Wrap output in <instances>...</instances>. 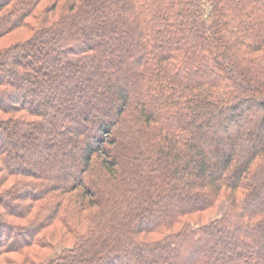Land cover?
Returning a JSON list of instances; mask_svg holds the SVG:
<instances>
[{
    "label": "trees",
    "instance_id": "obj_1",
    "mask_svg": "<svg viewBox=\"0 0 264 264\" xmlns=\"http://www.w3.org/2000/svg\"><path fill=\"white\" fill-rule=\"evenodd\" d=\"M2 128L0 264H264V0H0Z\"/></svg>",
    "mask_w": 264,
    "mask_h": 264
},
{
    "label": "rangeland",
    "instance_id": "obj_2",
    "mask_svg": "<svg viewBox=\"0 0 264 264\" xmlns=\"http://www.w3.org/2000/svg\"><path fill=\"white\" fill-rule=\"evenodd\" d=\"M204 1H206V0H204ZM19 37L25 38L26 37V34L25 33L24 34H21V36L18 35V34H12L8 38H6V39H13V38L16 39V38H19ZM44 53H45V55L48 54L46 51H44ZM58 71H59V74L60 75H63L65 73L64 70H62V69H59ZM58 78H60V77L59 76L58 77H55L56 80L53 82V86H63L65 88L66 92H67V95H70L71 96V98H72V101L71 102L72 103H74V104L79 103V102L81 103L80 100H82V101L85 100V98H86L85 94H84V97H85L84 99H79L78 96H76V94H77L76 93V90L78 89V86L81 83H76V82H74V83H72V82L63 83L62 81H60V79L58 80ZM43 97L44 98H50L51 99V95H49V92L48 91H46V92L43 93ZM26 99L29 100L28 98H26ZM52 102H54V99H53ZM54 106H55V108L57 109V111L59 113L62 111L60 109V107L56 106V104ZM51 113L52 112H50V114ZM77 121H79V117H77ZM63 129H65L67 131V130H70L71 127L66 126ZM6 134H7V131H6L5 128L0 129V136L4 137V136H6ZM52 140H53V137H51L49 134H47V135L44 134V135H41V136H39L37 138V143L40 144V145H42L43 143L49 142V141H52ZM18 146L21 149V147H22L21 145L15 144L14 145V150H18ZM41 147L42 146H40V148L37 149V153H35L34 151H30V152L29 151H23V154H24V156H25V154L28 155V157H30L31 159H38L36 161V162H38V164L36 163L35 166L33 167V169L35 171L39 168V166L41 167V165L42 166H46L48 168H52V171H53L52 174L54 176H56V177H60L61 175L66 176V175H69L70 174L69 173V170H70V167L69 166H70V164H67V162H65V163L62 162L61 163V161H62L63 158L66 159V157L68 155H74L78 159V156H80V154H81L78 151H73L71 145H66L64 148L60 149V151L58 153L54 154L55 155V158H53V161L47 162V161H44V153L42 152ZM225 207L226 206H225V203L224 202H222V201L219 202L217 204L216 210L213 213V216L216 217V216L221 215L224 212ZM168 211H170V210L167 209V212ZM160 214L161 213H158L157 216H159ZM147 258L148 259H151V258H149V256ZM178 258H179L178 259L179 260V263L178 264H187L189 262V260H190V257H188L186 254H181V255H179ZM126 263H127V261L126 262L123 261V263H121V264H126Z\"/></svg>",
    "mask_w": 264,
    "mask_h": 264
}]
</instances>
